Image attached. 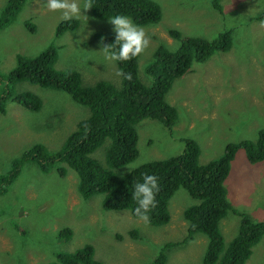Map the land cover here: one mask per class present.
Listing matches in <instances>:
<instances>
[{"label":"rangeland","instance_id":"rangeland-1","mask_svg":"<svg viewBox=\"0 0 264 264\" xmlns=\"http://www.w3.org/2000/svg\"><path fill=\"white\" fill-rule=\"evenodd\" d=\"M155 1L161 8L159 22L141 26L149 40L139 61L138 73L144 81L148 78L142 67L154 47L161 42L174 46L169 28L206 38L233 28L234 39L228 51L214 52L173 81L166 99L177 109V123L169 130L156 119H142L137 124L139 154L127 166L178 154L185 137L198 142L200 162L217 157L229 141L255 139L264 127V0H220L221 12L211 0ZM4 3L0 0V7ZM78 3L82 6L84 0ZM82 12L76 17L77 28L56 38L61 10L49 11L44 0H27L16 18L0 30V72L12 66L16 52L41 50L52 42L59 48L57 69H77L84 83L106 79L117 84L115 62L105 59L92 38L95 32L113 30V26L108 19L94 17L90 7ZM26 20L35 25L33 31L24 26ZM18 88L39 95L42 105L31 111L12 101L0 115V174L34 143L59 146L88 113L86 106L64 91L33 83ZM74 174L71 169L61 177L55 169L43 173L33 163L22 166L0 194V264H42L53 258L54 251H72L85 243L95 246V257L102 264H147L158 243L186 233L182 212L196 201L185 189L179 188L170 198L168 223L155 227L128 211L102 210V194L81 198ZM226 185L235 208L247 211L253 220H264V159L251 163L239 150ZM238 222L232 210L221 219L225 242L236 234ZM63 227L72 230L69 239L56 237V230ZM133 228L138 229L136 237L130 234ZM203 247L204 237L197 234L172 250L167 264H200ZM245 264H264V237L252 247Z\"/></svg>","mask_w":264,"mask_h":264},{"label":"trees","instance_id":"trees-1","mask_svg":"<svg viewBox=\"0 0 264 264\" xmlns=\"http://www.w3.org/2000/svg\"><path fill=\"white\" fill-rule=\"evenodd\" d=\"M26 2L5 0L0 7V30L16 18ZM88 2L91 13L98 19L123 14L139 26H150L158 23L162 15L155 0ZM211 4L217 11H222L220 0H211ZM78 23L77 18L62 19L55 28V37L77 28ZM24 26L30 31L35 27L29 20ZM167 31L174 46L161 42L154 47L142 67L148 78L145 81L138 73L140 54L127 61H114L118 70L131 76V79L117 76L116 84L106 79L84 83L77 69H57L59 48L52 42L41 50L16 52L12 66L0 72V115L12 101L31 111L41 108L39 95L19 89L18 85L22 83L64 91L73 101L86 106L88 113L77 121L59 146L51 148L37 142L12 159L9 170L0 174V194L7 191L25 163L35 164L43 173L55 169L61 177L67 176L72 169L76 191L81 198L102 194V210L128 211L132 217L138 218L132 211L136 206L131 197L133 185L142 182L143 174H153L158 180V191L155 207L148 212L149 225L158 227L168 223V204L179 188L185 189L196 202L183 209L184 236L158 243L147 264H167L170 252L193 240L197 234L204 237L200 264H245L252 247L264 237V220H253L247 211L232 205L226 181L239 150H243L251 163L264 159V127L258 129L255 139L225 143L223 151L206 162L199 161L198 142L185 137L180 153L141 162L131 172L127 168L119 171L139 154L137 124L142 119H156L169 130L177 123V109L166 99L173 81L189 71L193 64L206 61L214 52L228 51L234 39L233 28L223 29L212 38L185 34L177 28ZM114 36L113 30H99L92 38L102 47L103 44H112ZM231 210L239 216L238 230L225 242L220 221ZM71 233L69 227H63L56 230L55 235L69 239ZM130 234L136 237L138 229H131ZM94 248L93 244L85 243L72 251H54L53 258L42 264H102L95 257Z\"/></svg>","mask_w":264,"mask_h":264},{"label":"clouds","instance_id":"clouds-1","mask_svg":"<svg viewBox=\"0 0 264 264\" xmlns=\"http://www.w3.org/2000/svg\"><path fill=\"white\" fill-rule=\"evenodd\" d=\"M91 6L88 0L84 3H78V0H44V7L49 11L61 10V19L71 20L78 17L82 10H86ZM109 23L113 26L115 33L112 44H103L101 49L104 57L109 61H127L141 54L148 46L149 40L145 34L143 27L133 22L132 18L115 14L108 17ZM264 25V20L261 21ZM117 76H123L125 79H131L130 74L123 73L120 70L116 72ZM137 164L127 166L129 172ZM158 191V180L153 174H143L142 182L137 181L133 185L131 192L132 199L136 202L133 208V214L145 222L148 221V212L155 207V194Z\"/></svg>","mask_w":264,"mask_h":264}]
</instances>
